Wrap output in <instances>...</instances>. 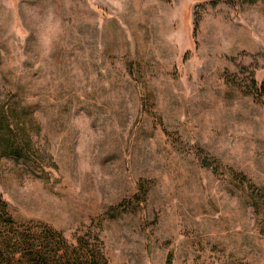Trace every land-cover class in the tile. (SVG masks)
<instances>
[{
	"label": "rangeland",
	"instance_id": "rangeland-1",
	"mask_svg": "<svg viewBox=\"0 0 264 264\" xmlns=\"http://www.w3.org/2000/svg\"><path fill=\"white\" fill-rule=\"evenodd\" d=\"M252 75L264 0H0V198L110 264H264Z\"/></svg>",
	"mask_w": 264,
	"mask_h": 264
},
{
	"label": "trees",
	"instance_id": "trees-1",
	"mask_svg": "<svg viewBox=\"0 0 264 264\" xmlns=\"http://www.w3.org/2000/svg\"><path fill=\"white\" fill-rule=\"evenodd\" d=\"M241 1L255 3L259 0ZM246 92L255 98H264V79L258 82L253 75L250 76ZM3 123H6V118H3ZM12 149L16 152L17 148ZM236 175L241 183L247 180L242 174ZM247 193L255 214L264 215V189L250 184ZM130 201L110 206L99 219V224L105 218L135 210L136 205L131 206ZM7 209L0 198V264H110L101 246L85 236L70 242L61 232L45 223L17 224ZM261 231L264 234V226ZM167 264H170V258Z\"/></svg>",
	"mask_w": 264,
	"mask_h": 264
}]
</instances>
